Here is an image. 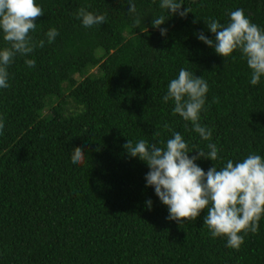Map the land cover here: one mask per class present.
<instances>
[{
	"label": "trees",
	"instance_id": "16d2710c",
	"mask_svg": "<svg viewBox=\"0 0 264 264\" xmlns=\"http://www.w3.org/2000/svg\"><path fill=\"white\" fill-rule=\"evenodd\" d=\"M178 2L191 10L186 18L161 0H134L136 16L128 0H36L44 16L30 36L44 47L17 55L9 87L0 88V264H264V216L239 249L212 237L206 210L179 225L146 186L147 164L123 147L141 139L164 146L179 132L190 150L214 143L218 170L229 159L264 158V77L252 85L239 50L223 58L197 35L215 40L205 22L227 25L236 9L264 29V0ZM82 7L105 22L85 28ZM161 15L166 36L152 26ZM51 28L59 34L48 43ZM181 68L207 82L200 123L212 130L209 141L163 100ZM76 147L86 151L82 164L71 161Z\"/></svg>",
	"mask_w": 264,
	"mask_h": 264
},
{
	"label": "clouds",
	"instance_id": "9594fccd",
	"mask_svg": "<svg viewBox=\"0 0 264 264\" xmlns=\"http://www.w3.org/2000/svg\"><path fill=\"white\" fill-rule=\"evenodd\" d=\"M128 4L129 13L136 16L134 0H128ZM182 6L178 0H161L160 4L169 14L186 18L191 10L187 7L181 10ZM42 16L44 11L36 0H0V33L10 45L0 49V88L9 87L7 69L17 55L27 57L36 47H44V40L36 42L30 36V32L36 30V21ZM76 16L85 28L103 24L106 19L104 15H95L83 7ZM229 16L227 25L214 19L204 21L215 40L202 32L197 34L198 39L214 48L215 53L223 58L239 50L251 70V84L257 85L264 77V29L253 23L243 9L231 11ZM166 21L164 15L153 17L152 26L160 31L161 36H166L167 29L160 27ZM134 23L139 27L141 20L136 18ZM58 34L57 29L51 28L46 33L48 43H52ZM24 62L29 68L36 64L34 59H25ZM207 92L208 85L203 76L197 77L181 68L178 77L169 82L167 94L163 97L165 103L174 101V114L190 121L193 130L204 141L212 137V130L200 123ZM4 126L0 118V134ZM164 127L169 128L168 125ZM123 147L130 157H138L149 167L150 171L145 176L146 186L153 187L156 196L167 206V219L180 225L196 220L206 210L203 224L212 237H225L227 247L234 249L240 248L249 232H258L259 222L264 216V158L260 155L252 153L237 162L229 159L218 170L214 164L218 159L214 143L207 145V152L190 150L179 132H173L164 146L141 139L135 144L128 140ZM192 152L196 154L190 157ZM85 154V149L80 147L72 149V163H84ZM201 158L213 162L207 172L196 163ZM146 205L151 209L152 201H146Z\"/></svg>",
	"mask_w": 264,
	"mask_h": 264
}]
</instances>
